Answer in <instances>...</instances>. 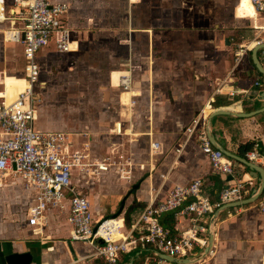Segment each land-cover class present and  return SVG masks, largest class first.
<instances>
[{"label":"crops","instance_id":"crops-1","mask_svg":"<svg viewBox=\"0 0 264 264\" xmlns=\"http://www.w3.org/2000/svg\"><path fill=\"white\" fill-rule=\"evenodd\" d=\"M5 1L6 10L12 9L14 0ZM53 1L69 3L65 19L73 38L78 41V50L65 54L96 61H99L98 57L91 53L110 59L118 57L110 71L109 84L122 92L119 94L123 107L120 112L125 110L131 118L123 120L120 116L117 124L121 123L122 131H126L124 135L129 140L134 161L147 167L145 172H136V169L130 180L113 173L119 176L116 183L107 184L113 174H102L101 180L90 181L87 184L90 201L91 191L97 189L95 183L104 184L107 191L99 196L100 204H104L103 209L110 214L118 209L114 211L116 214L108 217L124 213L126 216L128 209L119 194L123 184L130 187L128 183L134 181L129 192L136 199L133 200L137 206L134 212H139L138 218L157 193L163 200L175 185H187L195 178L203 179L205 192L213 201L219 200L224 187L240 179L253 182L242 200L254 194L260 186V178L253 176L249 168L237 160H234L233 174L215 172L196 137L189 141L181 155L175 152L185 139V127L202 111L210 116L219 108L234 113H252L264 107V75L256 67L252 52L241 62L236 61L238 48L254 40L259 33L257 28L264 25V16L255 12L250 0ZM4 24L11 29L17 25L5 21L0 22V28ZM10 35L9 32L8 37ZM93 42L98 43L102 52L98 47L93 49ZM6 43L21 45L24 57L22 43L11 39ZM56 54L54 44L39 52L41 72L43 65L51 62ZM126 79L130 81L127 90L122 86ZM260 80L263 87L255 84ZM25 81L24 77L3 75L0 95L11 101L25 87ZM124 93L131 94L130 103L136 102L133 106L123 104ZM210 125L218 140L232 153L247 158L248 153L258 150L264 156V112L241 117L219 115L211 119ZM86 134L91 142L93 134ZM72 141L77 150L80 143L88 144L83 136L72 137ZM156 141L161 145L157 153L151 148V143ZM97 146L94 142L92 152L91 148L86 151L91 156H100ZM111 149L108 147V151ZM258 164L264 166V159ZM28 191L36 197L35 190ZM30 201L32 205L35 203L33 199ZM105 204L114 207L109 211L111 205ZM69 206L70 202L66 201L64 210H48L38 233H33L35 227L32 228L27 220L15 228L10 219L0 216V264H7L6 256L10 253L28 251L34 256L32 264H81L84 261L80 255L82 248L90 253L93 250L89 245L71 241ZM213 215L216 217L214 249L207 264H264V213L259 211L256 202L221 208ZM173 221L174 218L171 226ZM112 223L120 228L124 226L123 219ZM123 236L120 230H113V239ZM146 254L138 247L123 253L118 264H141ZM88 258L91 260L86 264H108L101 258Z\"/></svg>","mask_w":264,"mask_h":264},{"label":"built area","instance_id":"built-area-1","mask_svg":"<svg viewBox=\"0 0 264 264\" xmlns=\"http://www.w3.org/2000/svg\"><path fill=\"white\" fill-rule=\"evenodd\" d=\"M251 3L255 12L264 16V0H251ZM69 8V3L62 1L14 0L13 8L7 11L6 1L0 0V22L17 24L10 31L11 40L23 45L24 78L28 82L13 102L0 95V177L20 176L27 190L37 192L28 213L29 224L35 227V233L41 228L48 210H64L65 202L69 201L71 241L89 245L93 252L88 257L118 264L123 253L142 247L147 254L141 264H207L214 249L212 246L208 252L205 251L209 246L212 224L216 222L213 214L226 204L242 200L249 191L248 187L253 185L252 180L240 179L224 187L218 201H213L206 194L202 178H195L187 185L177 184L165 199H159L158 193L153 196L140 216L131 220L127 228L125 213L117 217L95 218L87 184L91 176L101 180L102 174L113 172L130 180L135 168L142 169L144 165L134 161L131 151L126 155L119 154L117 148L107 156L92 158L90 153L75 149L70 133L39 128L37 87L44 83L41 81L38 54L51 44L62 53L74 52L79 47L65 19ZM257 29L256 38L238 48L236 61L241 62L255 46L262 45L259 59L264 67V25ZM262 80L255 84L263 87ZM129 83L126 79L122 86L126 89ZM135 103L133 100L130 104L133 106ZM208 118L209 114L202 111L186 126L185 139L175 152L181 155L189 141L196 137L213 170L233 174L236 161L212 144L208 136ZM114 131L122 133V124H116ZM151 148L156 152L161 145L156 141L151 143ZM247 158L258 163L264 156L255 150L248 153ZM256 206L264 213V193L256 201ZM167 215L173 216V226L163 223ZM119 219L124 222L121 228L112 223ZM115 229L122 232L123 238H112ZM161 254L186 261L171 262L163 259Z\"/></svg>","mask_w":264,"mask_h":264},{"label":"rangeland","instance_id":"rangeland-1","mask_svg":"<svg viewBox=\"0 0 264 264\" xmlns=\"http://www.w3.org/2000/svg\"><path fill=\"white\" fill-rule=\"evenodd\" d=\"M9 27L4 24L0 28V31L2 30L0 33V81L5 74L25 77V61L21 45L18 43V46L9 45L6 43L12 36L11 34L8 37V33L12 31ZM92 44L94 46L93 49H97L98 43L93 42ZM98 50L102 52L100 51V46ZM90 55L98 57L97 60L99 61L92 58L70 57L68 54H62L57 51L55 58L43 65L41 81L44 84L37 87L39 97L37 103L39 120H37V124L43 130H60L70 133L71 137H85L88 144L80 143L78 145V149L83 152L88 153L86 149L89 148H91L92 152V143H97L96 151L101 154V157L96 156L99 158L107 156L115 148H117L116 152L120 151L119 154L126 155L130 150L129 140L126 137L127 135H124L126 131L123 130L122 133H117L114 128L117 121L120 120V116L123 120L131 117L128 116L125 110L120 112L123 108L119 101L122 92L110 87L109 84L110 71L115 67L113 64L117 63L118 57L110 59V57L106 58L95 52ZM87 62L89 63L87 64ZM106 87L107 89L104 90L103 88ZM1 89L2 87H0V91H2ZM130 95L126 93L122 95L123 104H130ZM86 133L93 134L91 142L90 138H87ZM108 147L112 149L108 151ZM102 150L104 151L102 152ZM96 156L92 154V158H96ZM137 157L139 158L138 155ZM140 158L143 159L142 156ZM144 168L138 167L135 170L137 169L136 172L147 171V167ZM113 175L109 178L108 185L118 182L117 178L119 176L117 174ZM89 178L91 181H96L94 176ZM20 180V176L0 177V182L2 183V186H0V204L3 207V209H0V216L5 215L6 218L14 223L15 228L17 225L21 226L26 223V220L29 223L28 213L29 207L32 205L30 200L34 198L33 194L25 188L26 186ZM133 182L128 183L131 185L130 187L123 184L124 188L121 189L119 194L121 201L124 202V207H127V209L135 203L133 200H136L133 194L129 192ZM5 184L9 186L5 187ZM103 185L95 183L97 189L91 191L92 208L97 218L101 214L107 213L103 209L104 204H100L101 202L99 201L101 193L107 191V186L103 187ZM105 205H111V208L108 207L109 211L114 207L113 204ZM115 210L116 208L112 211L113 213L110 214L108 212L104 217L116 214L114 213ZM138 215L139 212H134L132 220L134 221ZM127 228H129L128 224ZM32 231L34 233V230ZM82 251L80 255L84 261L81 264H86L88 260H91L88 258L91 253L86 248H82Z\"/></svg>","mask_w":264,"mask_h":264},{"label":"water","instance_id":"water-1","mask_svg":"<svg viewBox=\"0 0 264 264\" xmlns=\"http://www.w3.org/2000/svg\"><path fill=\"white\" fill-rule=\"evenodd\" d=\"M261 48H262V45L255 46L251 50V52H252V58H253V61L256 65V67L258 68L259 72L264 75V67H263V65L259 59V50ZM263 96H264V93H263ZM263 112H264V107L258 111L252 112V113H234L230 110H225V109L219 108V109L215 110L208 118V121H207L208 136H209L212 144L216 148L220 149L228 157H230L234 160L240 161L243 164H245L249 168V170L251 171V174L257 178H260V182H261L260 186L255 190V192L252 196H250L249 198H247L245 200L239 201V202H233L231 204H226L227 206L222 207V210L224 208L237 207L240 205L254 203L260 198V196L264 193V166H262L256 162H253V161H251L245 157L234 154L231 151H229L227 148H225V145L218 140V138L216 137L214 132L211 130L210 121H211V119H213L214 117L219 116V115H234V116H240L241 117V116H254L256 114H260ZM136 209H137L136 204H133L127 210L125 218H126V223L128 225H130V222H131V214ZM214 225L215 224L213 223L212 224V230H211V233L209 236V238H210L209 246L206 247V249H205L206 252H208V250L212 247V245L214 243V229H213ZM161 257L163 259H166V260L171 261V262L184 263L186 261V260H184L181 262V260H178L176 258H173V257L165 255V254H161ZM33 259H34V256L29 251L24 252V253H10L6 256L7 264H32ZM125 264H131V263H125Z\"/></svg>","mask_w":264,"mask_h":264},{"label":"trees","instance_id":"trees-1","mask_svg":"<svg viewBox=\"0 0 264 264\" xmlns=\"http://www.w3.org/2000/svg\"><path fill=\"white\" fill-rule=\"evenodd\" d=\"M116 217V216H114ZM163 223L166 225V226H171L172 224V217L168 216L166 217V219L163 221Z\"/></svg>","mask_w":264,"mask_h":264},{"label":"bare ground","instance_id":"bare-ground-1","mask_svg":"<svg viewBox=\"0 0 264 264\" xmlns=\"http://www.w3.org/2000/svg\"><path fill=\"white\" fill-rule=\"evenodd\" d=\"M251 1V0H250ZM252 4V3H251ZM253 6V5H252ZM121 81H122V79H121ZM25 83H26V85H25V87L23 88V89H21L18 93H17V96L19 95V93L20 92H22L27 86H28V82L27 81H25ZM105 89V88H104ZM17 96L14 98V99H12L11 101H8V102H13L16 98H17ZM206 114H208V112H206ZM35 196H37V192H36V195Z\"/></svg>","mask_w":264,"mask_h":264}]
</instances>
